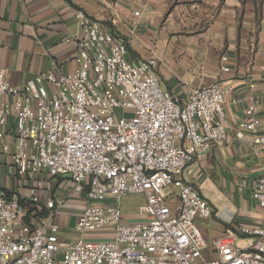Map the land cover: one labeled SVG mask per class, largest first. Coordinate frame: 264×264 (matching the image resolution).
Returning a JSON list of instances; mask_svg holds the SVG:
<instances>
[{
    "label": "built area",
    "instance_id": "1",
    "mask_svg": "<svg viewBox=\"0 0 264 264\" xmlns=\"http://www.w3.org/2000/svg\"><path fill=\"white\" fill-rule=\"evenodd\" d=\"M76 16L75 70L52 68L21 88L0 72V137L10 117L16 122L13 144L4 143L3 151L10 172L33 182L28 194L0 192V264H264V174L253 193L262 223L226 230L210 254L197 220L212 216L213 208L183 178L191 162L226 137L231 86L213 82L186 88V98L174 94L161 85L157 58L131 61L124 41L85 11ZM260 107L252 97L236 131L240 139L249 131L255 148H264ZM41 175L68 178V192L84 201L76 232L111 236L63 237L53 219L63 200ZM126 196L144 198L139 218L125 219Z\"/></svg>",
    "mask_w": 264,
    "mask_h": 264
},
{
    "label": "crops",
    "instance_id": "2",
    "mask_svg": "<svg viewBox=\"0 0 264 264\" xmlns=\"http://www.w3.org/2000/svg\"><path fill=\"white\" fill-rule=\"evenodd\" d=\"M77 10L124 41L131 61L157 58L161 85L174 94L186 98V88L213 82L231 86L225 101L226 137L191 162L183 178L213 208L212 216L197 220L209 242L206 253L212 252L213 240L226 230L258 227L263 211L253 193L264 174V148L252 145L249 131L244 139L236 131L252 97L260 100L263 114L264 0H0V72L21 88L52 68L62 74L75 70L81 32ZM136 11L139 16L134 15ZM223 54L227 62L221 61ZM226 66L227 72L223 71ZM1 131L0 192L28 194L33 182L10 172L9 154L2 147L13 144L15 119L10 117ZM41 177L45 188L63 200L53 218L63 237L75 241L111 236L108 231L76 232L84 201L68 192L66 188H72L68 178ZM47 214L45 210L40 217ZM135 218L139 216L125 212L126 220Z\"/></svg>",
    "mask_w": 264,
    "mask_h": 264
},
{
    "label": "rangeland",
    "instance_id": "3",
    "mask_svg": "<svg viewBox=\"0 0 264 264\" xmlns=\"http://www.w3.org/2000/svg\"><path fill=\"white\" fill-rule=\"evenodd\" d=\"M122 112L123 111L120 108L116 110L117 115H121ZM143 203H145V200L141 196H126L121 200L120 206L122 207L123 211L127 214L131 213L132 215H137L138 207ZM240 244L242 243L240 242Z\"/></svg>",
    "mask_w": 264,
    "mask_h": 264
}]
</instances>
